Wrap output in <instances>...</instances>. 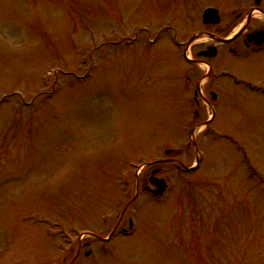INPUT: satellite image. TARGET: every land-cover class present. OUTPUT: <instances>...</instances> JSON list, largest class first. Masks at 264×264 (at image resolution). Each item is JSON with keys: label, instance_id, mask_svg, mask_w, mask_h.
I'll use <instances>...</instances> for the list:
<instances>
[{"label": "rangeland", "instance_id": "rangeland-1", "mask_svg": "<svg viewBox=\"0 0 264 264\" xmlns=\"http://www.w3.org/2000/svg\"><path fill=\"white\" fill-rule=\"evenodd\" d=\"M220 3L0 0V264H264V97L208 123L175 73L172 35Z\"/></svg>", "mask_w": 264, "mask_h": 264}, {"label": "flooded vegetation", "instance_id": "flooded-vegetation-1", "mask_svg": "<svg viewBox=\"0 0 264 264\" xmlns=\"http://www.w3.org/2000/svg\"><path fill=\"white\" fill-rule=\"evenodd\" d=\"M233 3L235 7L226 17L219 14L218 25H206L193 32L192 35H203L205 42L194 41L183 50L190 53L184 86L186 90L193 89L195 102L234 101L241 94L233 89L242 87L256 97H264V81L254 84L235 76L242 69L264 67V40L251 39L254 36L264 39V0H233Z\"/></svg>", "mask_w": 264, "mask_h": 264}, {"label": "water", "instance_id": "water-1", "mask_svg": "<svg viewBox=\"0 0 264 264\" xmlns=\"http://www.w3.org/2000/svg\"><path fill=\"white\" fill-rule=\"evenodd\" d=\"M213 12V11H212ZM209 13V12H208ZM207 17V16H206ZM205 17V18H206ZM156 186H157V191H155V192H152V194L154 195V196H158V195H161L163 192H164V190H165V185H164V183L163 182H159V183H157L156 184Z\"/></svg>", "mask_w": 264, "mask_h": 264}]
</instances>
